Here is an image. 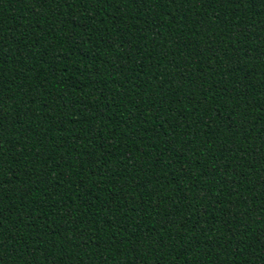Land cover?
Masks as SVG:
<instances>
[{"label":"trees","instance_id":"1","mask_svg":"<svg viewBox=\"0 0 264 264\" xmlns=\"http://www.w3.org/2000/svg\"><path fill=\"white\" fill-rule=\"evenodd\" d=\"M0 264H264V0H0Z\"/></svg>","mask_w":264,"mask_h":264}]
</instances>
